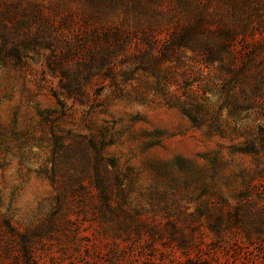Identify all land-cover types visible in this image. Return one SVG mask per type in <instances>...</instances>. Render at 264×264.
I'll use <instances>...</instances> for the list:
<instances>
[{
  "label": "trees",
  "instance_id": "trees-1",
  "mask_svg": "<svg viewBox=\"0 0 264 264\" xmlns=\"http://www.w3.org/2000/svg\"><path fill=\"white\" fill-rule=\"evenodd\" d=\"M47 50L46 67L66 79L65 88L74 75L112 79L119 67L123 79L137 70L155 76L164 63L184 60L216 65L225 86L264 107V0L0 3V64L19 63L21 51ZM57 143L53 154L80 161L76 184H52L50 211L29 229L0 211V264H39L38 249L60 236L79 251L80 225L89 220L103 236L92 255L105 249L106 264H180L182 258L184 264H264V204L221 201L180 220H152L131 204L102 143L85 135ZM51 181L57 182L55 175ZM201 223L214 232L209 242ZM81 257L90 262V249Z\"/></svg>",
  "mask_w": 264,
  "mask_h": 264
},
{
  "label": "rangeland",
  "instance_id": "rangeland-1",
  "mask_svg": "<svg viewBox=\"0 0 264 264\" xmlns=\"http://www.w3.org/2000/svg\"><path fill=\"white\" fill-rule=\"evenodd\" d=\"M48 55L21 51L19 63L0 64V211L19 229L48 214L52 184H76L80 161L53 153L59 138L80 135L102 143L131 204L149 219L180 220L221 201L264 204V107L225 86L216 65L183 60L126 79L118 67L112 79L74 75L65 88L48 71ZM80 226L79 251L60 236L38 249L39 264H84L88 248L87 264H106L105 249L92 255L103 244L101 226ZM200 229L211 241L214 232Z\"/></svg>",
  "mask_w": 264,
  "mask_h": 264
}]
</instances>
